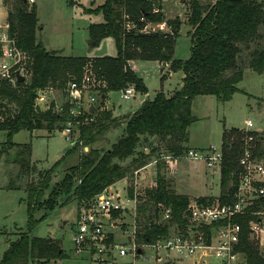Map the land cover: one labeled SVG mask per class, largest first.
<instances>
[{"label":"trees","instance_id":"trees-1","mask_svg":"<svg viewBox=\"0 0 264 264\" xmlns=\"http://www.w3.org/2000/svg\"><path fill=\"white\" fill-rule=\"evenodd\" d=\"M80 1L69 0V3L75 5ZM91 1L94 4L96 0ZM100 1L102 4L95 9L83 8L87 14H102L104 18L103 23L90 26V42L98 46L102 40L112 38L117 48L113 57L63 56L60 52L47 51L38 40L39 20L29 0H4L9 34L29 53L32 67L25 82L16 86L0 83V131L7 132L8 147L19 150V162L23 165L27 161L28 168L31 147L15 146L10 141L13 135L41 129L52 132L64 129L68 121L79 122L78 139L67 153L77 149L81 152L78 165L71 167L50 191L53 170L39 173L36 182L26 184L30 230L46 219L61 198L76 200L80 212L84 203L93 201L108 187L122 180L132 182L135 172L156 164L155 186L138 196L135 219L134 241L146 245L167 236L172 229L185 234L189 226L187 210L191 200L173 189L162 170L167 167V160L186 158L191 150L189 129L198 121L192 115L193 100L198 96H214L225 102L238 91L237 85L246 70L264 73V1L172 0L187 7L192 50L185 61L173 59L181 23L178 20L166 22L162 4L168 0ZM126 18L134 30L128 31ZM149 23H164L171 31L139 33ZM136 61L170 64L173 72H183V85L169 97L160 92L154 99L145 100L133 115L115 119L105 103L110 93L121 92L131 84L136 91L147 93L145 83L132 70L131 63ZM90 66L97 83L90 89V97H96L98 102L95 111L75 119L70 115L72 106L66 99L62 106L51 103L46 111L37 110L40 93L60 91L66 98L69 84L81 83L85 69ZM88 117L93 121L85 122L84 118ZM121 127V135L115 143L109 147L99 146L111 131ZM247 135L254 136V154L264 158L261 133L235 128L224 130L219 170L221 194L200 197L195 200L198 205L233 202L237 191L236 174L240 171L239 160ZM128 194L134 196L132 187ZM164 209L171 211L167 222L162 219ZM41 210L44 214L39 221L35 220L34 214ZM261 210H264V198L255 202L248 214L233 219V223L241 226L237 250L244 254L249 264H264L257 241L249 237L250 222L258 220L251 212ZM210 229L204 227L207 235ZM65 258L59 241L31 238L28 233H22L18 240L10 242L0 264H54Z\"/></svg>","mask_w":264,"mask_h":264},{"label":"rangeland","instance_id":"rangeland-1","mask_svg":"<svg viewBox=\"0 0 264 264\" xmlns=\"http://www.w3.org/2000/svg\"><path fill=\"white\" fill-rule=\"evenodd\" d=\"M100 4H102L100 0H96L94 4L91 0H81L75 5L70 4L69 0H34L30 6H34L39 20L38 40L47 51L60 52L63 56L89 58L116 56L117 48L112 38L102 40L98 46H92L90 42V26L103 23L104 18L102 14H87L83 8L95 9ZM162 13L166 22L178 20L181 23L173 59L188 60L191 56L192 43L191 28L187 23V7L178 1L168 0L162 4ZM6 16L7 7L4 5V0H0L1 26L6 25ZM149 27L152 29L154 26ZM164 30L171 31L167 25ZM132 67L137 77L145 83L147 93L135 90L134 97L129 100L123 99L120 91L110 93L109 101L115 107L112 112L113 118L135 111L145 100L154 99L160 92L170 96L182 85L183 72H173L169 65L161 66L158 61H136ZM90 75H92L91 66ZM131 86L134 87L132 84L128 87ZM237 86L238 91L225 102L218 101L214 96H198L193 100L192 115L198 121L189 129L188 146L191 150L204 151L215 147L220 151L224 130L232 128L244 130L248 121L253 122L252 131L261 133L264 137V73L258 74L248 69ZM65 99L67 100L64 92L51 90L45 94V100L39 101L40 109L46 111L51 103L62 106ZM122 127L111 131L106 136V141L99 146L109 147L115 143L121 135ZM78 135L77 123H73L70 138L63 133V129H55L52 132L41 129L16 133L10 139L15 146L31 147L29 167L26 168L28 162L25 160L26 164L21 165L17 157L19 150L11 149L7 145L9 141L7 132L0 131V262L9 248L10 241H16L20 234L28 233L31 238H52L60 242L66 258L54 264H92L93 259L90 254H77L73 243L79 214L76 200L67 201L66 197L61 198L58 206L47 213L44 221L31 230L28 226L26 184L36 182L39 173L53 170L49 191L54 188L53 186L63 179L65 173L79 163L81 152L78 149L67 155ZM162 172L170 180L173 189L177 193L189 196L191 202L200 197H219L221 194L220 171L207 168L206 163L201 159L192 160L182 157L175 161L167 160V167ZM156 178L157 165L152 163L148 169L141 170L138 175L139 190L144 192L155 186ZM111 189L124 201L128 199L127 184L124 180L116 183ZM126 207L128 214L125 221L132 227L134 204L129 202ZM43 214L44 211H37L34 219L39 221ZM130 227L124 226L122 230L129 231ZM116 231L118 235L121 232L119 229ZM119 240L120 243H125L124 240ZM262 250L264 255V246ZM118 260L121 263L128 258H118ZM176 262V264H192L190 259H178ZM211 263L218 264V261L213 258Z\"/></svg>","mask_w":264,"mask_h":264},{"label":"built area","instance_id":"built-area-1","mask_svg":"<svg viewBox=\"0 0 264 264\" xmlns=\"http://www.w3.org/2000/svg\"><path fill=\"white\" fill-rule=\"evenodd\" d=\"M33 3L34 0H29V4ZM125 20L128 31L134 30L133 24L127 18ZM152 25L154 27L150 29L149 26ZM163 26L166 28L164 23H149L139 33L164 32L166 30ZM31 67L32 58L29 53L20 48L16 39L10 36L7 24L0 25V83L16 86L20 84L18 74L24 77L25 82L30 77ZM85 70L82 82L70 83L65 91L66 98L72 106L70 115L75 119L87 117L90 112L95 111L98 103L96 97H90V89L97 86V83L93 73L90 75V68ZM134 95L135 88L132 86L121 91V97L125 100L132 99ZM42 100H45L44 93H40L37 98L36 107L40 108L39 101ZM84 121L91 122L93 119L88 117L84 118ZM72 128L73 122L68 121L63 133L69 137ZM252 128L253 122L248 121L244 131L253 132ZM244 144V151L239 160L240 171L236 174L237 191L233 202L222 205L216 201L207 206L198 205L195 201L190 202L187 210L189 226L185 234L172 229L170 234L159 237L150 244L138 245L134 241L138 196L144 193L139 190L137 181L140 170L134 173L133 182L124 180L128 190L133 188V197L128 194V199L124 201L118 193L112 192L111 188L115 186L113 185L96 196L93 201L83 204L78 215L76 234L73 237L76 253L90 254L92 264H173L175 259H190L193 264H211L213 258L218 264H249L244 254L237 250L241 226L233 223V219L248 214L253 204L264 198V158L254 154L253 135H247ZM222 156L221 150L217 151L215 147H210L204 151L190 150L186 158L201 159L207 168L219 171ZM129 202L134 204L132 227L125 221L128 214L126 204ZM163 212V221H169L170 209H164ZM251 213L258 217V220L250 222L249 237L259 245L264 240V210ZM114 214L118 216L115 217ZM124 226H129L130 230L123 231ZM204 227H211L209 235L205 233ZM117 229L121 231L120 236H117ZM119 239L125 243H120ZM118 258L128 260L119 263Z\"/></svg>","mask_w":264,"mask_h":264},{"label":"crops","instance_id":"crops-1","mask_svg":"<svg viewBox=\"0 0 264 264\" xmlns=\"http://www.w3.org/2000/svg\"><path fill=\"white\" fill-rule=\"evenodd\" d=\"M78 57V56H77ZM135 63V62H134ZM134 63L132 64L131 63V65L133 66L134 65ZM160 63V62H159ZM160 65L161 66H167V65H169L170 66V64H164V63H160ZM131 66V67H132ZM132 69H133V67H132ZM182 84V83H181ZM183 85V84H182ZM46 94V93H45ZM164 94V93H163ZM109 97H110V94L108 95V97H107V99H106V106L108 107V110L109 111H114V105H111V103H110V101H109ZM169 97V96H168ZM109 102V104H108V102ZM142 105V104H141ZM141 107V106H140ZM139 108H137L135 111H133V112H130L129 114H127V115H123V116H114V118H117V117H126V116H130V115H133L135 112H137V110H138ZM87 150V149H86ZM151 166V165H150ZM149 167V166H148ZM148 167L147 168H145V169H148ZM79 215V214H78ZM117 236H120V233H119V235L117 234ZM11 242V241H10ZM263 246H264V240H262V242H260L259 243V248H260V252H261V254L263 255V250H262V248H263ZM263 257H264V255H263ZM178 259H175V260H173V264H176ZM180 260H183V259H180ZM192 261V260H191ZM192 264H193V261H192ZM212 264V263H211Z\"/></svg>","mask_w":264,"mask_h":264},{"label":"water","instance_id":"water-1","mask_svg":"<svg viewBox=\"0 0 264 264\" xmlns=\"http://www.w3.org/2000/svg\"><path fill=\"white\" fill-rule=\"evenodd\" d=\"M17 77H18V82L22 83L24 81V77L20 76L19 74L17 75ZM93 109H94V107L91 108V110H93ZM37 110L40 111V108L37 107Z\"/></svg>","mask_w":264,"mask_h":264}]
</instances>
